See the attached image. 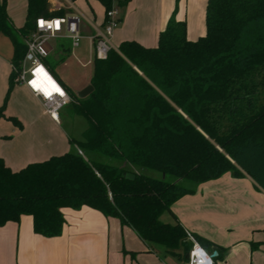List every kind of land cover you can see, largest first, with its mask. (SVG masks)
Returning <instances> with one entry per match:
<instances>
[{
	"label": "trees",
	"instance_id": "obj_1",
	"mask_svg": "<svg viewBox=\"0 0 264 264\" xmlns=\"http://www.w3.org/2000/svg\"><path fill=\"white\" fill-rule=\"evenodd\" d=\"M97 1L106 12L130 0ZM65 14L49 0H26L17 28L0 0L11 65L22 60L36 19ZM205 25L191 41L185 22L171 16L155 47L125 40L105 59L94 57L93 91L84 98L69 91L73 112L87 124L82 139L69 138V151L19 170L0 157V226L27 215L36 234L56 237L63 208L89 206L186 260L189 236L203 248L206 241L178 219H160L175 201L226 172L247 174L264 190V0H207ZM13 77L11 71L0 116ZM8 120L21 127L16 117Z\"/></svg>",
	"mask_w": 264,
	"mask_h": 264
},
{
	"label": "crops",
	"instance_id": "obj_2",
	"mask_svg": "<svg viewBox=\"0 0 264 264\" xmlns=\"http://www.w3.org/2000/svg\"><path fill=\"white\" fill-rule=\"evenodd\" d=\"M206 3L207 0H130L117 8L119 23L111 37L112 46L117 50L122 41L133 40L145 47H155L171 16L185 22L188 40H196L206 32ZM70 6L73 7L72 2ZM103 21L104 16L98 26L87 21L90 29L83 24V38L88 39L94 27H102ZM64 39L68 40L58 39L59 47L74 49L69 40V45H65ZM87 44L86 63L91 64L93 45L89 39ZM49 46L51 53L55 48ZM11 56L12 44L10 52L0 45V107L9 85ZM57 77L68 92L72 90ZM89 79L76 86L75 91L88 85ZM19 93L29 96L35 105L21 101ZM15 104L18 107L14 108ZM46 115L39 98L24 85H14L0 116V157L12 170L62 151L61 147H54L50 138L37 135L41 131L40 118ZM9 116L19 119L22 127L8 120ZM50 120L60 124V119ZM67 146L65 150L69 149ZM62 214L64 225L56 237L36 234L27 215L18 222L8 221L0 226V264H178L176 257L165 253L161 245L142 241L117 218L104 216L92 207H65ZM165 214L170 217L169 223L178 219L186 231L204 238V249L218 250L225 264H264V190L247 174L234 177L226 172L203 182L175 201Z\"/></svg>",
	"mask_w": 264,
	"mask_h": 264
},
{
	"label": "rangeland",
	"instance_id": "obj_3",
	"mask_svg": "<svg viewBox=\"0 0 264 264\" xmlns=\"http://www.w3.org/2000/svg\"><path fill=\"white\" fill-rule=\"evenodd\" d=\"M49 2L52 8H62L67 13L78 14L81 17L82 23L89 27V29L90 26L87 21H92L98 26L100 19L105 13V10L97 0H49ZM70 2H72L74 8H71ZM114 6L118 8L117 5ZM6 10L15 27L20 28L24 25L26 16V0H6ZM81 34L83 37L86 35L83 31H81ZM57 41L58 39H52L48 42L49 45L54 46L55 49L45 59L44 64L57 80H60L57 77L59 76L71 87V93L77 95L78 91H75V87L85 83L90 78L91 71L93 69L94 58L92 59L91 64L86 63L89 57L87 44L88 39L82 38L79 47L70 51L61 49L59 47L60 43H57ZM62 41L65 45H69L68 40L64 39ZM64 44L62 46H64ZM0 45L4 50L7 49V51L10 52L11 42L7 37L0 36ZM88 82L89 85L90 79ZM18 97L21 101L29 104L31 107L35 105L33 100H31L26 94L19 93ZM74 100V97L71 96L68 105L62 108L59 112L60 124L51 122L50 117L47 114L46 117H48V119L45 116L40 118L41 120L39 119L40 123H42L41 131H33L35 127L31 131L32 133L37 132L38 136L42 135L43 137L45 136L50 138L53 141L54 147H61L62 149L60 150L62 151H59V154L70 150L71 144H69V138L78 140L82 139V131L87 125L82 116L73 112L71 103H73ZM16 107L18 106L15 104L14 108ZM64 146H67L69 149L65 150ZM146 174L153 177H161V174L157 172H150ZM165 213L166 212L160 216V219L163 222H171L170 217L166 216ZM181 253H183V250H181ZM176 259L178 260V264H186V260L182 259L181 255H179ZM214 260L216 264H225L221 257H216Z\"/></svg>",
	"mask_w": 264,
	"mask_h": 264
},
{
	"label": "built area",
	"instance_id": "obj_4",
	"mask_svg": "<svg viewBox=\"0 0 264 264\" xmlns=\"http://www.w3.org/2000/svg\"><path fill=\"white\" fill-rule=\"evenodd\" d=\"M106 21L102 27H94L93 33L87 38L93 45V58L105 59L108 52L114 49L111 37L114 29L119 23L118 9L112 6L105 12ZM43 22V25L41 24ZM81 17L76 13H67L55 18H38L32 31L24 37L25 54L17 65H11L13 81L15 84L24 85L35 97L42 102L45 112L55 122L59 121V112L70 102V95L67 89L45 66V59L50 54L49 41L52 39L66 38L70 41L71 47L79 46L83 38ZM42 67L55 84L60 88L63 95L53 93L45 97L42 92L35 90L29 83L34 77V69ZM192 246L188 251L186 264H216L212 252L204 249L195 239L189 236Z\"/></svg>",
	"mask_w": 264,
	"mask_h": 264
},
{
	"label": "snow or ice",
	"instance_id": "obj_5",
	"mask_svg": "<svg viewBox=\"0 0 264 264\" xmlns=\"http://www.w3.org/2000/svg\"><path fill=\"white\" fill-rule=\"evenodd\" d=\"M41 24L43 25V22H41ZM33 74L36 79H33L29 83L35 90L42 92L45 97H50L54 92L63 95L60 88L50 77H48L47 73L42 67H37L34 69Z\"/></svg>",
	"mask_w": 264,
	"mask_h": 264
},
{
	"label": "water",
	"instance_id": "obj_6",
	"mask_svg": "<svg viewBox=\"0 0 264 264\" xmlns=\"http://www.w3.org/2000/svg\"><path fill=\"white\" fill-rule=\"evenodd\" d=\"M93 91V86L91 84L85 86L83 89L77 92V97L78 98H84L87 95H89ZM123 177H125L128 180H133L134 179V174L132 173H123ZM212 257L217 255V250H214L212 252ZM185 259H188V253L185 254Z\"/></svg>",
	"mask_w": 264,
	"mask_h": 264
}]
</instances>
